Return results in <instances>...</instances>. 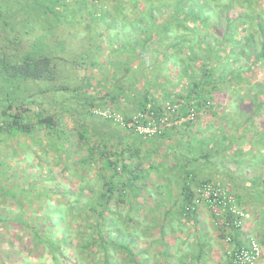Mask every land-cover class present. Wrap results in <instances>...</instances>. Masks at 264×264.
Instances as JSON below:
<instances>
[{
  "label": "trees",
  "instance_id": "obj_1",
  "mask_svg": "<svg viewBox=\"0 0 264 264\" xmlns=\"http://www.w3.org/2000/svg\"><path fill=\"white\" fill-rule=\"evenodd\" d=\"M50 1H54L57 7L48 6L45 0L44 3L41 0H0V134H22L35 142V136L41 132L48 140L46 151L58 154L54 170L58 171L60 183L54 179L51 165L42 180L46 185H30L32 190L29 191L25 185L17 183L0 186V193L12 197L21 212L29 211L25 220L18 219L15 223L24 227L36 242L44 246L53 259L52 264H62L69 258L75 264H116L113 253L116 254L117 251L124 254L126 263L139 264L131 252L130 234H122V238L127 240L121 244L113 242V235L123 230L122 226L115 225L119 220H123L125 228L130 229L135 200L146 189V176L156 168L153 164H147L143 168L136 161L142 159L141 153L149 152L144 143L147 139H164L167 132L177 131L181 127L196 126L203 115L213 108L235 109L243 107L246 102L244 107L247 110L253 109L254 115L258 114L256 110L264 105V99L253 96L247 101L241 98L228 100L225 96L227 92L244 91L249 87L256 91L264 88L263 83L259 86L252 84L259 77L260 70V76L264 79V0L86 2L90 6L95 3L102 9L98 10L102 12L98 13V17H95L91 9L86 8L85 14L80 15V12L71 11L69 8L70 12L76 14L69 22H79L80 29L90 35L92 27L89 22L92 21L101 24L109 20L120 27V33L128 30L126 33L130 34L125 36L129 38L122 40V37L114 36V42L118 46L121 41L129 46L131 43L130 48L136 50L134 60L136 63L137 60L140 61L137 66L142 67L144 58L146 61L152 57L158 60L156 55H166L168 48L174 50L177 57L176 67L170 68L174 69L171 71L175 74L174 77L177 76L175 83L180 87V92L168 95L162 102L155 101L146 91L140 93L143 98L137 111L128 113L118 106L123 95L113 92L97 98L98 103L77 101L80 111L76 108H62L61 105L59 108L53 106L52 98L55 95L82 93L81 86L87 79L84 75L78 77L77 73H85L84 65H94L93 54L106 50L101 43L90 37L91 48L86 47L79 52L80 58L76 59V54L70 53L68 46L66 48L65 36H70L69 46H75L76 51H79V46L85 44V34L79 33L83 38L74 40L72 34L78 32L70 28L69 23L65 24V29L72 34L66 33L67 31L63 34L65 38L59 44L62 48L60 53L54 55L41 49L38 35L33 30V21L28 19L33 16V6L38 7L41 4L40 8L52 15L56 26L60 24L61 10H55H59V7L64 10L65 0ZM73 1L79 3V0ZM60 27L62 29L64 25L61 24ZM106 32H110V28L103 27L101 32L93 31L92 35L101 38ZM172 33H175L174 40ZM31 36L34 38L30 44L24 45L23 39L32 38ZM88 51L92 55L90 59L85 57ZM122 70L124 73L129 72L128 68ZM118 88L122 94L123 90L130 92L129 87L125 88L123 84ZM138 91L132 90L130 94L134 96L139 94ZM167 104L171 107H166ZM100 111H108L121 119L103 117L99 114ZM150 112L160 119L166 116L171 125L165 126L159 134L152 137L139 134L135 126L128 127L127 124L134 121L133 117L139 113ZM66 114L73 122L80 121L82 129L76 131L77 138L65 123ZM81 114L90 120L84 119ZM192 114L193 118L188 119ZM103 127L107 129L100 130ZM136 144L140 148L133 152L130 147ZM74 154L76 158L69 162ZM205 157L208 158L209 153ZM89 168L96 174L97 187H87L84 184V170ZM74 173L76 180L71 185L67 184V175ZM185 174L187 178L189 173ZM206 186L223 190L212 181L198 183L197 190ZM190 188L188 184H184L182 190L185 214L195 211L199 205H195L196 201L206 204L209 202L197 197V191L193 192ZM87 193L91 196L86 197ZM230 195L226 192V196ZM231 196L235 199L234 204L242 209L238 198ZM119 203H124L126 208L113 209ZM225 207L227 208L221 218L229 227L222 229L231 233L242 224L236 228V217L228 211V201ZM5 220L0 215V223ZM53 232L59 238L48 236ZM245 243L236 246L244 247ZM259 244L262 250V243ZM233 245L231 243L228 249Z\"/></svg>",
  "mask_w": 264,
  "mask_h": 264
},
{
  "label": "crops",
  "instance_id": "obj_2",
  "mask_svg": "<svg viewBox=\"0 0 264 264\" xmlns=\"http://www.w3.org/2000/svg\"><path fill=\"white\" fill-rule=\"evenodd\" d=\"M126 32L128 30L121 34ZM171 50L168 48L166 55H156L158 60L152 57L142 61V67L137 66L139 60L138 63L131 60V73L138 81L131 84L132 90H139V94L119 99L118 106L126 113L137 111L143 98L140 93L145 91L160 102L180 92L175 83L177 76L171 73L177 61H170ZM261 74L260 70L252 84H264ZM253 96L264 99V88L227 92L225 97L247 101ZM244 106L229 110L213 108L196 126L167 132L164 139L145 141L146 145L156 144L154 151L162 157L166 152L169 156L164 163L158 158L155 170L146 179L148 183L155 182L161 190L167 188L166 193L158 194L156 189L154 201L150 202L148 196L151 200V195L147 192L146 203L137 200L133 206L131 252L139 264H228L226 251L231 242H227L226 236H232L234 245L259 237L263 254L257 264H264V105L255 115L253 109L247 110ZM206 153H209L208 158ZM186 172L189 173L187 178ZM202 181H212L238 198L245 211L240 228L225 232L221 217L215 216L206 203H200L190 214L184 213V184L195 192Z\"/></svg>",
  "mask_w": 264,
  "mask_h": 264
},
{
  "label": "rangeland",
  "instance_id": "obj_3",
  "mask_svg": "<svg viewBox=\"0 0 264 264\" xmlns=\"http://www.w3.org/2000/svg\"><path fill=\"white\" fill-rule=\"evenodd\" d=\"M90 0H79V3H76L77 1L73 0H65V8L59 7V10L55 11H60V18L59 23L60 24H55L54 21H52L53 17L51 14L45 12L42 8H40V5L38 7H34V10L32 12L31 18L28 20L33 21L34 25V31L38 35L37 40H38V45L41 49H43L45 52H49L51 54L56 55L57 53H60L62 50L61 47H59V44H62L63 39L66 37V48L67 46L70 49V53L76 54V59H79V52L83 51L86 47L89 49L91 45V42L89 41L90 37L92 39H95L98 41V43H101L103 48L106 50L105 52H97V54H93V62L94 65L89 66V64L84 65L85 68V73H82L79 71L78 77H85L87 79L84 84L81 86V92L80 94H73L72 92H69L65 95H55L52 99L53 100V106L58 107L61 105L62 108H67V109H78L79 111L81 110L78 108V103L77 101H89V102H95L98 103L97 98H100L103 94H110V93H119L120 95H123L125 97H130L131 96V91L133 88L132 83H138L136 78H134L133 73H131L132 69L129 67L128 70L129 72H123L122 69L127 68L131 62L132 59H134L136 55V50H132L129 46V44H124L121 45H116L114 42L115 37L114 36H119L122 37V40H126L128 36H125L126 33L121 34L120 33V27L116 24H112L111 21H105L104 23L99 24L96 21L89 22L91 25V31L93 34V31L96 32H101L103 27L110 28V32H106V35L104 37H99L97 35H90L89 32H86L85 30L80 29V24L79 22L74 23V22H69L70 19L74 18L73 15L76 16L75 12H70L69 8L71 11H78L80 12V15L85 14L84 12L88 9H91L92 12H94L95 17H98V13H102L99 11H102V9H99L100 7L97 6V4L93 3L94 6L88 5L86 2L89 3ZM46 4L51 7H57L55 6L54 1L50 0H45ZM41 3H44V0H41ZM68 5V8L66 7ZM92 7V8H91ZM87 8V9H86ZM56 9V8H54ZM86 9V10H85ZM99 10V11H98ZM111 11V8H110ZM112 13V12H110ZM20 16L22 14L20 13ZM18 15V19L20 18ZM78 21V20H77ZM69 23L70 28L72 27L74 30H77L78 33L72 34L71 32H68L65 29V26ZM64 25V27L61 29L59 28L60 25ZM66 24V25H65ZM76 24V25H75ZM79 24V25H77ZM99 25V26H98ZM67 31V32H66ZM70 33L74 36V40H78L79 37L83 38V35L79 33H84V45H80L81 47L79 51H76V47L74 46L73 48L69 46V40L70 36H63L64 33ZM175 33H172L171 36L172 38L174 37ZM114 37L113 39L111 37ZM131 36V35H130ZM132 35L131 37H133ZM166 36V35H164ZM24 38L23 42L24 45H29L31 40L34 38ZM64 37V38H63ZM99 37V38H98ZM129 38V37H128ZM72 43H74L73 38ZM100 41H99V40ZM1 40V39H0ZM174 40V38H173ZM90 44L88 45L87 43ZM108 44H110L108 46ZM92 45H96L95 43ZM172 49V48H171ZM170 51L172 58V62L177 60L176 55ZM88 59L92 57L91 53L88 51L86 52V56ZM167 57V56H166ZM143 61H146L144 58ZM117 62V63H116ZM119 64V65H118ZM176 67V66H173ZM250 77V74L249 76ZM81 78H79V84H80ZM135 80V81H134ZM185 82V81H184ZM120 84H123L125 88L129 89L130 92H125L122 94V91L119 90L118 86ZM175 90V89H174ZM245 91L252 90L251 88L244 89ZM177 91V90H176ZM238 92H241L238 90ZM77 98V99H76ZM51 99V102H52ZM57 103H56V102ZM61 101H64L63 103ZM60 107V106H59ZM58 107V108H59ZM83 118L86 120H90V118H87L84 116V114H81ZM67 116V117H66ZM69 115H65V123L68 127V129L73 131V136L77 138L76 136V131L82 129V126L80 125V121L76 120V122H73L71 119L68 117ZM89 125L87 126V132H89ZM100 129V128H99ZM107 128H102L100 130H105ZM102 131V132H103ZM104 133V132H103ZM37 139V141H35ZM34 141L31 140L30 137L22 135V134H8V133H3L0 134V186H9V185H25L26 189L31 191L32 188H30V185H46V182H42L43 178L46 175V170L49 166H53L52 171L54 172V179L59 181L58 178V171L54 170V164H57V158L58 154L53 153V151H46L47 147V142L48 140L43 136L41 132L35 136ZM148 151L149 152H143L142 159L136 160L140 163V165L144 168L146 167L147 164H156L157 159L159 158L161 160V163H164L166 158L169 156L168 153L166 152L165 156L162 157L160 154L156 153L154 150L157 147L156 144H147ZM131 150L134 152L135 150H138L140 146L138 144L132 146L131 145ZM80 155V154H79ZM178 155V154H176ZM73 157L70 159L69 162H72L74 158H76L75 154L72 155ZM78 157V156H77ZM72 170H70L71 172ZM154 171V170H153ZM152 171V172H153ZM68 173V170L66 171ZM85 173V180L84 184H86L87 187H97V184L95 183L96 179V174L92 169L84 170ZM152 174V173H151ZM68 181L66 180L65 182L69 185L71 183H74L76 180L75 173L74 175H67ZM148 177L146 176V179ZM2 179V180H1ZM60 183V182H58ZM148 183V181H147ZM64 185V184H63ZM149 188H147L143 192L142 196L136 199L139 201H144L146 203L147 201V192L148 194L150 193L151 195V200L149 199L148 196V201L153 202L154 201V196L153 194L155 193V190L157 189V193L161 194L162 192L166 193L167 188H163L161 190V187L156 186V183L150 180L148 183ZM20 186V188H21ZM61 190L63 187L60 188ZM149 189V190H148ZM160 189V190H159ZM91 196L90 193H87L86 197ZM117 207L119 210H123L125 207L124 203H119L118 205H114L113 209L117 210ZM28 212L29 211H20V208L16 204L15 200L8 196L0 193V215L1 219H6L5 221H1L0 223V264H52L53 259L50 256V254L47 252V250L44 248L42 244L39 242H36L32 238V235L30 234L29 231H27L24 227L21 225L15 223L18 219L25 220L28 217ZM245 214V211L243 212ZM120 214V213H119ZM121 215V214H120ZM245 216V215H244ZM123 217V216H120ZM121 219V218H120ZM123 220H119L118 224L115 223L116 226H122L123 230L122 232L118 231L115 232L113 235V242L116 243H123L125 240V237L122 238V234L125 233H130V229L125 228V226L122 224ZM106 234V233H105ZM49 237L52 236V238L57 239L59 236H56V234L50 233L48 234ZM258 240L260 243L259 237H254ZM113 259L115 260L116 264H128L124 260V254L121 253L120 251H117V253H113ZM69 257H72L70 254H68ZM62 264H75L73 262V259L69 258L67 262H62Z\"/></svg>",
  "mask_w": 264,
  "mask_h": 264
},
{
  "label": "built area",
  "instance_id": "obj_4",
  "mask_svg": "<svg viewBox=\"0 0 264 264\" xmlns=\"http://www.w3.org/2000/svg\"><path fill=\"white\" fill-rule=\"evenodd\" d=\"M168 108L171 107L170 104H167ZM148 109L150 110V106H148ZM99 114L103 117L109 118L111 116L115 118H119L117 115H112L108 111H100ZM192 116H190L188 119H192ZM121 119V118H119ZM134 121L129 122L127 125L128 127H134L135 130L139 134L148 135V136H154L156 134H159L161 129H163L165 126H170L171 123L167 122V117L164 118L161 117L157 118L154 117L153 114L145 113V114H138L137 116L133 117ZM197 197H200L204 201L208 200V208L210 211L216 216H220L223 214V212L226 210L227 207L226 201L229 202L230 207L228 208V211L231 212L234 217H236V223L235 227L238 228L242 224V220L244 218V211L240 209L238 206H236L235 199L230 195L226 196V192L222 189L215 190L212 188V186H206L203 188H200L197 190ZM210 197H213L210 199ZM227 200H226V199ZM202 200V201H203ZM195 205H198L200 203L196 201ZM226 213V212H225ZM222 219V218H221ZM222 227H229L227 222L222 219L221 221ZM225 225V226H223ZM230 233V232H229ZM227 242L232 243V236H226ZM227 255L229 257V264H257L262 256V250L261 246L256 238L250 237L248 241L245 243L244 247H237L236 245H233L230 249L227 251Z\"/></svg>",
  "mask_w": 264,
  "mask_h": 264
}]
</instances>
